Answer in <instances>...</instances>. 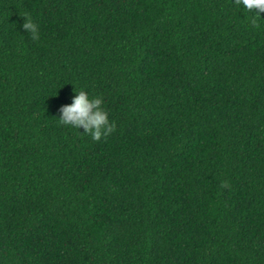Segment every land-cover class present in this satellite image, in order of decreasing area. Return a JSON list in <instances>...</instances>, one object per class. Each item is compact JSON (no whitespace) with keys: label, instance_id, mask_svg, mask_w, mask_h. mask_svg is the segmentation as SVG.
<instances>
[{"label":"trees","instance_id":"16d2710c","mask_svg":"<svg viewBox=\"0 0 264 264\" xmlns=\"http://www.w3.org/2000/svg\"><path fill=\"white\" fill-rule=\"evenodd\" d=\"M0 264H264V12L0 0Z\"/></svg>","mask_w":264,"mask_h":264},{"label":"clouds","instance_id":"9594fccd","mask_svg":"<svg viewBox=\"0 0 264 264\" xmlns=\"http://www.w3.org/2000/svg\"><path fill=\"white\" fill-rule=\"evenodd\" d=\"M246 10H251L255 15L260 16L264 12V0H236ZM20 27L26 30L28 38L33 41L39 39L38 25L27 15L23 16V23ZM71 98L70 104H62L58 108V121L75 129H83L82 135H90L96 141L111 133L114 122L110 121L109 113L102 106L103 101L99 95H90L84 89L76 90Z\"/></svg>","mask_w":264,"mask_h":264}]
</instances>
